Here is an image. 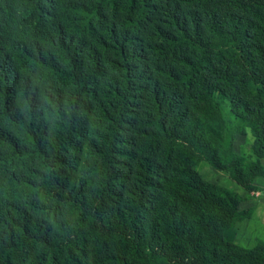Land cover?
I'll use <instances>...</instances> for the list:
<instances>
[{
  "label": "trees",
  "instance_id": "1",
  "mask_svg": "<svg viewBox=\"0 0 264 264\" xmlns=\"http://www.w3.org/2000/svg\"><path fill=\"white\" fill-rule=\"evenodd\" d=\"M202 163L264 180V0H0V264H264Z\"/></svg>",
  "mask_w": 264,
  "mask_h": 264
},
{
  "label": "rangeland",
  "instance_id": "2",
  "mask_svg": "<svg viewBox=\"0 0 264 264\" xmlns=\"http://www.w3.org/2000/svg\"><path fill=\"white\" fill-rule=\"evenodd\" d=\"M251 137L249 134L245 137L236 136L234 140L235 150L240 153H249V144ZM200 175L207 181L226 187L244 197L243 208L252 207L254 199L250 194L244 192L233 181L229 179L226 173L212 169L207 163H202L198 168ZM258 182L263 180L256 179ZM258 240L264 241V197L255 205V215L249 220H244L237 225L236 243L251 248Z\"/></svg>",
  "mask_w": 264,
  "mask_h": 264
},
{
  "label": "crops",
  "instance_id": "3",
  "mask_svg": "<svg viewBox=\"0 0 264 264\" xmlns=\"http://www.w3.org/2000/svg\"><path fill=\"white\" fill-rule=\"evenodd\" d=\"M262 180V179H261ZM254 184L257 186V190L252 192V193H249L250 194V197L252 196V198L254 199V203L252 206V214H251V217L248 218V219H245V220H251L253 218V216L255 215V205L256 203L262 198L264 197V180L261 181V182H258L257 180L254 181ZM244 221V220H243ZM242 222V221H241ZM241 222H238L237 225ZM236 239H237V234H236V238H235V242H236ZM256 244V243H255ZM254 244V245H255ZM239 245V244H238ZM253 245V246H254ZM241 246V245H240Z\"/></svg>",
  "mask_w": 264,
  "mask_h": 264
}]
</instances>
